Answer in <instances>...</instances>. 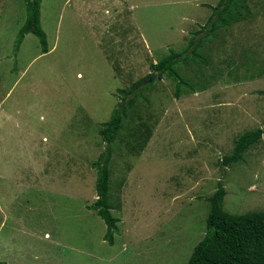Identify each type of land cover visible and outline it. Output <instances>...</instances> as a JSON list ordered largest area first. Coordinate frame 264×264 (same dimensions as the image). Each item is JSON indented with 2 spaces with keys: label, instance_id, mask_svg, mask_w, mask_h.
Wrapping results in <instances>:
<instances>
[{
  "label": "rangeland",
  "instance_id": "1",
  "mask_svg": "<svg viewBox=\"0 0 264 264\" xmlns=\"http://www.w3.org/2000/svg\"><path fill=\"white\" fill-rule=\"evenodd\" d=\"M217 2L41 0L42 53L32 33L16 48L24 1L0 0V261L187 264L218 180L224 211L264 210V135L222 162L239 135L263 126L264 0H246L243 17L208 35ZM192 37L205 61L176 65L189 82L176 97L151 65ZM153 73L110 145L109 244L87 208L97 198L91 163L108 144L99 130L119 89Z\"/></svg>",
  "mask_w": 264,
  "mask_h": 264
},
{
  "label": "trees",
  "instance_id": "2",
  "mask_svg": "<svg viewBox=\"0 0 264 264\" xmlns=\"http://www.w3.org/2000/svg\"><path fill=\"white\" fill-rule=\"evenodd\" d=\"M23 1L26 8V19L19 30L20 37L17 40L16 48H18L25 34L32 33L38 38L42 53H46L48 51L46 34L40 25L41 0ZM246 6V0H218L216 5H209L211 15L205 27L208 29L207 34L210 35L215 30L227 26L233 21H238L244 16L241 9H247ZM201 42V39L192 37L183 50L170 49L166 55L151 65L152 70L157 72L159 78L166 75L175 82L174 94L176 97L180 96L182 89L185 88L184 85L189 84L188 81L178 75L176 65L184 64L189 59L194 62H204L203 54L198 51ZM151 76L152 74L139 79L128 89H119L122 98L112 109L110 117L102 123L99 130L108 144L98 158L91 163V166L96 170L95 191L97 198L87 208L96 210L97 214L104 220L106 224L104 239L109 244L113 243V234L117 230V218L110 213L112 205L109 202V162L112 153L110 145L114 141L117 131L121 128V122L126 116L127 110L132 107L136 98L142 97L137 88L141 85L143 88L152 85L153 82L149 81ZM129 94H132V97L128 100ZM263 135L264 115L262 127L246 131L235 139L232 151L224 157L223 164L230 166L241 160L248 148L256 144ZM225 194L224 184L218 180L214 192L208 197L210 209L206 217L205 234L194 246L187 264H264V210L228 213L222 207ZM0 264L5 263L0 261Z\"/></svg>",
  "mask_w": 264,
  "mask_h": 264
},
{
  "label": "crops",
  "instance_id": "3",
  "mask_svg": "<svg viewBox=\"0 0 264 264\" xmlns=\"http://www.w3.org/2000/svg\"><path fill=\"white\" fill-rule=\"evenodd\" d=\"M83 4H84V6H85V7H84L85 9L91 10L90 5H89V3H88L87 1H84ZM213 6H214V5H213ZM118 9L120 10L121 8L119 7ZM121 10L124 11V9H121ZM121 10H120V11H121ZM107 11H108V10H107ZM110 13H111V11H110ZM89 14H90V13H89ZM89 14H88V15H89ZM127 14L129 15V10H128V9H127ZM129 17H130V15H129ZM93 18L98 19L97 16H90L89 20H90V19H93ZM106 19H107V18H106ZM106 19L98 20V24H97L96 27H98V26H101V27H102V25L104 24V22H105ZM100 22H101V23H100Z\"/></svg>",
  "mask_w": 264,
  "mask_h": 264
},
{
  "label": "water",
  "instance_id": "4",
  "mask_svg": "<svg viewBox=\"0 0 264 264\" xmlns=\"http://www.w3.org/2000/svg\"><path fill=\"white\" fill-rule=\"evenodd\" d=\"M155 75H156V73H153L152 76L149 78V81H151Z\"/></svg>",
  "mask_w": 264,
  "mask_h": 264
}]
</instances>
